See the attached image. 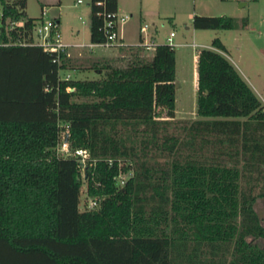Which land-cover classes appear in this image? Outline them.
<instances>
[{
	"label": "trees",
	"instance_id": "16d2710c",
	"mask_svg": "<svg viewBox=\"0 0 264 264\" xmlns=\"http://www.w3.org/2000/svg\"><path fill=\"white\" fill-rule=\"evenodd\" d=\"M4 1L30 41L27 0ZM116 10L90 1L91 42ZM143 41L94 60L97 77L68 80L63 71L81 70L73 56L0 48V264H264L263 99L215 37L197 51L199 117L178 118L176 48L148 54ZM64 131L86 164L59 152Z\"/></svg>",
	"mask_w": 264,
	"mask_h": 264
},
{
	"label": "rangeland",
	"instance_id": "374dc122",
	"mask_svg": "<svg viewBox=\"0 0 264 264\" xmlns=\"http://www.w3.org/2000/svg\"><path fill=\"white\" fill-rule=\"evenodd\" d=\"M27 0L26 11L29 16L52 21L59 18V28L66 41L77 40L78 43L90 44V1L91 0ZM245 2L244 5H242ZM207 13L208 15H230L239 22L248 18V25L235 29H197L193 26L190 13ZM119 14H129L128 20L120 25L125 34L124 43L140 42L142 25H148L145 37L151 47L147 53L152 54L155 45L167 43L174 22L177 24L176 41L193 44L176 46V117L197 118L196 97L197 77L196 53L199 48L210 45L215 37H220L231 51V57L238 69L247 77L255 91L264 100V0H123L118 6ZM175 21H173V20ZM190 26L189 29L186 27ZM67 42V41H66ZM88 58L100 54L118 56L120 51L114 46H99L94 52L83 48ZM81 70H66L74 78H95L97 72L91 67H84L76 61ZM86 66V65H85ZM83 206V205H82ZM259 211L264 215V202L260 201Z\"/></svg>",
	"mask_w": 264,
	"mask_h": 264
},
{
	"label": "built area",
	"instance_id": "2783aa9c",
	"mask_svg": "<svg viewBox=\"0 0 264 264\" xmlns=\"http://www.w3.org/2000/svg\"><path fill=\"white\" fill-rule=\"evenodd\" d=\"M78 2H81V0H79ZM128 18L129 14L126 13L121 15L118 13V10L112 12H105L104 31L106 34V39L102 42L90 44L68 43L64 40L63 34L59 28V24L55 19L52 21L45 20L44 18L37 19L31 32L32 39L29 41L26 39V37H24L26 30L25 17H14L10 12H8L6 2L4 0H0V48L2 46H7L14 43L32 44L41 46L45 50L56 52L59 57L62 52H64L67 56H73L72 49L75 47H91L95 45L117 47L126 44L124 43L121 37L120 25L126 20H128ZM15 30L20 32V34L23 35V38H14L13 32ZM147 30V24L141 26V32L144 38V41L141 42V44L145 45L149 49L151 47V44L147 41L146 37L144 36L145 33H147ZM175 36L176 31L172 30L166 40L167 44L172 47L181 45L179 42L176 41ZM192 45L194 47H197L196 43H193ZM71 77L72 75L70 73L64 74L62 76V78L66 80L70 79ZM68 89L73 90V88L71 87H68ZM58 149L59 152L63 153L64 155L76 154L80 157V160L83 162V164H86L87 160L89 159V153L86 150L81 148L72 150L70 148V144L68 142L67 134L65 131L62 133V140ZM110 163H112V161H110ZM119 177L121 179V182L124 183V176L120 175ZM96 205L97 201L95 199H89L88 207L92 208Z\"/></svg>",
	"mask_w": 264,
	"mask_h": 264
},
{
	"label": "crops",
	"instance_id": "0c3cea01",
	"mask_svg": "<svg viewBox=\"0 0 264 264\" xmlns=\"http://www.w3.org/2000/svg\"><path fill=\"white\" fill-rule=\"evenodd\" d=\"M122 3L123 4V0H118V6H119V3ZM245 4V2L242 4V5H244ZM195 14H198V13H196V11H193L192 13H190V16H191V19L193 20V16L195 15ZM201 14H204V15H208L207 13H201ZM55 20L57 21V22H60V20H59V18H55ZM173 20V19H172ZM173 21H175V20H173ZM175 26H177V24L174 22V26H173V28H171V30H170V32L175 28ZM187 29H189L190 28V26H187L186 27ZM120 33H121V37H122V39L124 40V38H125V36L126 35H124L125 34V32H124V30H123V28H121V30H120ZM169 34L170 33H168V35H167V37L169 36ZM140 37L142 36V32H140ZM139 37V38H140ZM167 37H166V40H167ZM176 37V36H175ZM66 38V41L68 42V43H78L79 41H77V40H74V41H72V40H69V37L68 36H66L65 37ZM223 41V40H222ZM90 42H91V40H90ZM224 42V41H223ZM91 43H93V42H91ZM181 45L180 46H186V45H192V44H189V43H183V42H179ZM224 44H225V46H226V48H227V50H228V57L234 62V64L236 65V63H235V61L233 60V58L231 57V51L229 50V48H228V46L226 45V43L224 42ZM99 46H101V45H95V46H91V47H89V46H86L87 48H89L90 50H88V52H94V48H96V47H99ZM193 46V45H192ZM209 46H211V44L210 45H205V47H209ZM101 47H103V46H101ZM83 48H85V47H75V48H73L72 49V55H73V57H75V58H77V60L78 61H80V62H82L83 64H84V67L86 68V67H88V66H91V64H92V62L94 61V60H96L97 58H101V57H104V56H107V55H104V54H100L98 57H95V58H91L90 59V57L88 58L87 56H89V55H87L86 53L87 52H85V50L83 49ZM109 56V55H108ZM178 61V60H177ZM196 62H197V53H196ZM86 65V66H85ZM196 66H197V63H196ZM237 66V65H236ZM241 72V71H240ZM242 73V72H241ZM243 74V73H242ZM243 76L247 79V77L243 74ZM197 79V77H196V74H195V80ZM248 80V79H247ZM249 82V81H248ZM251 84V83H250ZM251 86H252V84H251ZM253 87V86H252ZM259 95V94H258ZM264 101V100H263ZM197 102V88H196V97H195V100H194V104ZM197 107V106H196ZM181 118H188L187 116H184V117H181Z\"/></svg>",
	"mask_w": 264,
	"mask_h": 264
}]
</instances>
